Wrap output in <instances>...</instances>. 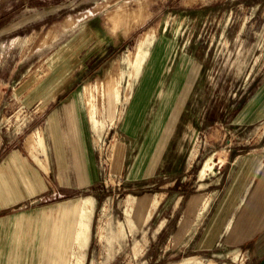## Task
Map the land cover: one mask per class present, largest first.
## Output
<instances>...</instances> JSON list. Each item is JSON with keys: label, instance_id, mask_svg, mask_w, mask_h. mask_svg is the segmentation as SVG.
<instances>
[{"label": "rangeland", "instance_id": "rangeland-1", "mask_svg": "<svg viewBox=\"0 0 264 264\" xmlns=\"http://www.w3.org/2000/svg\"><path fill=\"white\" fill-rule=\"evenodd\" d=\"M6 18L0 264H255L219 237L198 244L224 186L222 161L252 148V129L231 117L264 63V0H97L62 14V27L28 30ZM71 99L89 119L88 155L73 154L69 173L35 109ZM53 197L72 200L75 219L73 247L58 255L42 248Z\"/></svg>", "mask_w": 264, "mask_h": 264}, {"label": "crops", "instance_id": "crops-1", "mask_svg": "<svg viewBox=\"0 0 264 264\" xmlns=\"http://www.w3.org/2000/svg\"><path fill=\"white\" fill-rule=\"evenodd\" d=\"M3 1L4 8L0 11V18L7 17L6 19H9L7 27H5L10 30H28L26 25L31 23H36L34 28L37 29L39 25L41 27L49 26L60 21L61 25L58 24L62 27V22L65 21L61 20L63 19L62 14L81 13L93 8L97 0ZM70 20L72 19L70 18ZM255 72L251 81V83L254 82V85L250 94L236 106L231 117V122L235 126L252 129L253 136L246 140L247 145L252 148L251 151L245 153L238 150L229 151L228 156L222 161L220 168H225L223 170L224 186L222 184L220 187L221 191L219 190L220 194L215 210L208 224L202 230L198 249L213 247L219 237L223 244L238 246L241 251L251 253V256L255 257V264L261 262L264 264V63L260 64ZM106 80H109V77ZM153 81H149L147 92H149ZM72 94L70 93L69 96ZM37 108L35 110L44 112L39 120L41 123L40 132H43L49 141L56 144L52 149L60 150L62 154L58 157L63 161L64 166L65 163L69 164L68 172L72 173L70 169L72 155L79 154V151L85 156L88 155L85 140L88 125L85 124V117L89 119V110H83L79 101L73 99L39 104ZM122 160L123 165L125 159ZM134 160L138 161L139 159ZM86 163V161L85 163L80 162L84 169L81 168L78 171L87 174L88 181L87 184L85 181V184L89 185L91 171L88 167L89 163L88 165ZM68 187L66 186V188ZM51 195L55 196L56 194L52 193ZM53 199L52 225L48 228L50 229L49 233L45 236L43 234L42 248L44 253L58 255L70 252L68 248L73 247L72 242L76 236V232H74L75 219L71 217L72 200H63L59 197H53ZM83 204L82 202L81 205L83 206ZM158 207L159 203L155 208ZM155 208L153 212H155ZM152 214L150 213V216ZM164 225L163 222L161 227L163 228ZM225 228L229 231L222 235L221 231H225ZM70 237L73 239L68 244ZM75 242L76 240H74Z\"/></svg>", "mask_w": 264, "mask_h": 264}, {"label": "flooded vegetation", "instance_id": "flooded-vegetation-1", "mask_svg": "<svg viewBox=\"0 0 264 264\" xmlns=\"http://www.w3.org/2000/svg\"><path fill=\"white\" fill-rule=\"evenodd\" d=\"M107 64L105 63V64H103V67H105ZM103 67H102V65H101V67L100 68H98V69H96V71L94 72H92L90 75L92 76V77H99V76H101V74L103 73Z\"/></svg>", "mask_w": 264, "mask_h": 264}, {"label": "trees", "instance_id": "trees-1", "mask_svg": "<svg viewBox=\"0 0 264 264\" xmlns=\"http://www.w3.org/2000/svg\"><path fill=\"white\" fill-rule=\"evenodd\" d=\"M5 18H6V17H1L0 19H2V21H3V20H5Z\"/></svg>", "mask_w": 264, "mask_h": 264}, {"label": "bare ground", "instance_id": "bare-ground-1", "mask_svg": "<svg viewBox=\"0 0 264 264\" xmlns=\"http://www.w3.org/2000/svg\"><path fill=\"white\" fill-rule=\"evenodd\" d=\"M89 90V88H87V91ZM119 153H117V155H118ZM118 156H120V155H118ZM121 158V157H120ZM119 159V158H118Z\"/></svg>", "mask_w": 264, "mask_h": 264}]
</instances>
